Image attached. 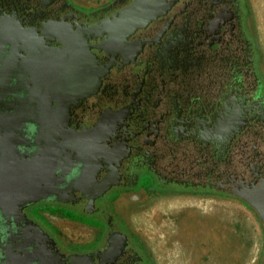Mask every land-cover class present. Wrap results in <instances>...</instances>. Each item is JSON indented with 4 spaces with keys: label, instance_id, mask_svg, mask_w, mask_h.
<instances>
[{
    "label": "flooded vegetation",
    "instance_id": "obj_1",
    "mask_svg": "<svg viewBox=\"0 0 264 264\" xmlns=\"http://www.w3.org/2000/svg\"><path fill=\"white\" fill-rule=\"evenodd\" d=\"M135 1L0 0V169L41 182V199L0 209V264H154L113 191L236 198L264 233V85L246 0H146L160 14L122 36ZM50 216L102 239L69 247Z\"/></svg>",
    "mask_w": 264,
    "mask_h": 264
},
{
    "label": "rangeland",
    "instance_id": "obj_2",
    "mask_svg": "<svg viewBox=\"0 0 264 264\" xmlns=\"http://www.w3.org/2000/svg\"><path fill=\"white\" fill-rule=\"evenodd\" d=\"M76 1L89 6H99L108 0ZM246 4L248 23L260 53L262 66L264 61V0H246ZM145 184L152 191L156 190L150 180ZM171 193L175 194H163V197L169 196L142 209L138 208L140 202L135 198L123 197L119 202L118 200L116 202L114 200L116 192L113 191L109 195H112L110 202L112 201L111 205L115 212L119 213V210L124 214L123 218L131 230L138 231L144 238L148 237V245L154 247L151 254L156 264L259 263L264 233L261 222L252 209L236 198L203 195L200 196L201 200L205 199L203 201L213 205L214 208L197 210L188 207L174 208L182 200L193 198H189L192 196L187 195L186 198L177 199L184 193ZM177 194L179 196H176ZM144 205L145 203H141V206ZM158 214L160 218H157ZM128 218H131L132 224ZM153 218H157V220L153 221ZM50 219L57 223L60 228L58 236L69 247L90 245L89 243L98 244L102 239L98 235V229L87 227L80 222L60 221L56 216H50ZM93 239L95 240L93 241ZM189 241L191 242L189 243ZM88 247L90 248L92 245Z\"/></svg>",
    "mask_w": 264,
    "mask_h": 264
},
{
    "label": "water",
    "instance_id": "obj_3",
    "mask_svg": "<svg viewBox=\"0 0 264 264\" xmlns=\"http://www.w3.org/2000/svg\"><path fill=\"white\" fill-rule=\"evenodd\" d=\"M153 5L155 4H147L146 0H136L131 6L123 9L119 19L117 18L123 27L122 36L128 35L129 32L131 33L138 27L145 26L160 14L161 7ZM124 25L126 27H124ZM49 127L48 124V128ZM58 130L59 126L57 124L53 126V133L58 132ZM87 143L88 141L84 140L81 143H75L76 145L74 146L84 147ZM40 172L42 174V171ZM41 174L39 175L40 177ZM40 184L41 182L38 177L31 175L24 170L22 171L18 167H2L0 169V209L18 208L41 199L37 191ZM106 190L107 189H103L99 195L104 194ZM252 204L258 206L254 202H252ZM77 256L83 257L81 255Z\"/></svg>",
    "mask_w": 264,
    "mask_h": 264
},
{
    "label": "crops",
    "instance_id": "obj_4",
    "mask_svg": "<svg viewBox=\"0 0 264 264\" xmlns=\"http://www.w3.org/2000/svg\"><path fill=\"white\" fill-rule=\"evenodd\" d=\"M260 68H261V72H262V75H263V78H264V61H263V63H262V66H260ZM167 194H172V195H174L175 193H167ZM185 194V195H184ZM183 195H180V197H182V198H180V197H178L177 199H183V198H186V196L187 195H191L192 197H189V198H194V197H197V198H199V199H202L200 196L201 195H193V194H187V193H184ZM158 195H160V194H158ZM156 196L157 195H149L148 194V192L145 190V189H140V190H137V191H132V192H129V193H123L117 200H118V202H119V200H121L123 197H125V198H129V199H132V198H135V199H137V200H139V202H140V205H139V209H142V208H146L149 204L151 205V204H153V203H156L158 200H160V199H165L167 196H169V195H166L165 197H162V198H156ZM176 196H179V194H177ZM188 197V196H187ZM212 197H219V198H229V199H231L230 197H222V196H212ZM117 200H116V202H117ZM203 200H205V199H203ZM141 203H145V205L144 206H141ZM149 205V206H150ZM118 212L119 213H121L119 210H118ZM122 214V213H121ZM120 214V215H121ZM159 214H160V211H159ZM159 214L157 215V218H160L159 217ZM123 215L124 214H122L121 215V217H123ZM164 217V216H163ZM157 218L155 219V218H153L152 220L153 221H156L157 220ZM162 218V217H161ZM128 220H129V222H131V224H132V220H131V218H128ZM167 230H169V229H167ZM139 237H140V239L143 241V243H144V245L146 246V249H147V251L150 253V256L152 257V259L154 260V264H156V261H155V259L153 258V255L151 254V251L153 252L154 251V247L152 246V245H148V237L147 238H144V236H142V235H140L139 233H138V231H134ZM183 234V233H182ZM191 241H189V243H190ZM188 243V244H189ZM148 246V247H147Z\"/></svg>",
    "mask_w": 264,
    "mask_h": 264
},
{
    "label": "bare ground",
    "instance_id": "obj_5",
    "mask_svg": "<svg viewBox=\"0 0 264 264\" xmlns=\"http://www.w3.org/2000/svg\"><path fill=\"white\" fill-rule=\"evenodd\" d=\"M213 205H210L208 203H205L203 200L198 199L197 197L193 198V199H185L182 200L180 204H178L176 207L174 208H192L193 210H197V209H206V208H214ZM218 208V207H216ZM222 212V211H221ZM225 212V211H224ZM226 213L228 214V212L226 211ZM226 214V215H227ZM230 216V215H229ZM228 216V217H229ZM224 217V216H223ZM238 218V217H237ZM225 219V218H224ZM232 221V220H231Z\"/></svg>",
    "mask_w": 264,
    "mask_h": 264
},
{
    "label": "trees",
    "instance_id": "obj_6",
    "mask_svg": "<svg viewBox=\"0 0 264 264\" xmlns=\"http://www.w3.org/2000/svg\"><path fill=\"white\" fill-rule=\"evenodd\" d=\"M257 71H258V75L260 76V78L262 79V81H263V85H264V78H263V75H262V72H261V68L259 67H257Z\"/></svg>",
    "mask_w": 264,
    "mask_h": 264
}]
</instances>
